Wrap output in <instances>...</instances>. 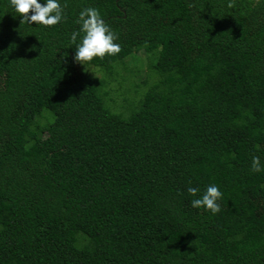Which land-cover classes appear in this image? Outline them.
Instances as JSON below:
<instances>
[{
	"label": "trees",
	"instance_id": "16d2710c",
	"mask_svg": "<svg viewBox=\"0 0 264 264\" xmlns=\"http://www.w3.org/2000/svg\"><path fill=\"white\" fill-rule=\"evenodd\" d=\"M61 3L46 28L0 0V264H264V0ZM85 7L121 45L91 73ZM140 51L152 84L120 87ZM211 184L215 215L187 192Z\"/></svg>",
	"mask_w": 264,
	"mask_h": 264
},
{
	"label": "clouds",
	"instance_id": "9594fccd",
	"mask_svg": "<svg viewBox=\"0 0 264 264\" xmlns=\"http://www.w3.org/2000/svg\"><path fill=\"white\" fill-rule=\"evenodd\" d=\"M10 6L21 16V21L29 26L35 23L47 28L62 24L67 19L66 5L61 0H10ZM76 23L78 29L69 35V43L75 46V55L72 57L75 62L84 66L94 58L103 59L106 55L116 56L121 52L116 32L105 22L99 9L83 8ZM251 170L254 173L264 172V163L259 156L252 157ZM187 192L195 197L190 202L192 208H203L213 215L220 212L218 201L223 198V193L217 185H209L202 195H198L199 189L194 187H188Z\"/></svg>",
	"mask_w": 264,
	"mask_h": 264
},
{
	"label": "rangeland",
	"instance_id": "374dc122",
	"mask_svg": "<svg viewBox=\"0 0 264 264\" xmlns=\"http://www.w3.org/2000/svg\"><path fill=\"white\" fill-rule=\"evenodd\" d=\"M149 57L144 52L140 51L138 54L134 53L129 56H127L122 61H119L116 63L114 69L117 70V78L120 83V87L126 88V87H132L135 82L138 85H141L143 87H150L152 84V81L148 79V75L152 74V66L149 63ZM83 70H88L89 73L91 71H94L98 68L92 66V65H82ZM133 73L134 75H131ZM97 77H100V73H95ZM116 87L117 83H112L109 85V88H113L111 92L112 99L115 98L116 93ZM115 91V92H114ZM124 91V89H122ZM124 95H121L118 99L115 98V103H111L112 109L115 112H126V106L124 104V96L129 99L127 103H130L132 101V98L138 97L137 94H135L133 91L129 92L128 90L126 92H123Z\"/></svg>",
	"mask_w": 264,
	"mask_h": 264
}]
</instances>
